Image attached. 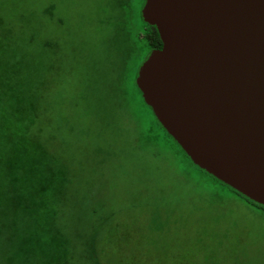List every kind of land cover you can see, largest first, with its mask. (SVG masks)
<instances>
[{"label": "rangeland", "instance_id": "374dc122", "mask_svg": "<svg viewBox=\"0 0 264 264\" xmlns=\"http://www.w3.org/2000/svg\"><path fill=\"white\" fill-rule=\"evenodd\" d=\"M118 2L0 0V264H264V211L112 103Z\"/></svg>", "mask_w": 264, "mask_h": 264}, {"label": "water", "instance_id": "95a60500", "mask_svg": "<svg viewBox=\"0 0 264 264\" xmlns=\"http://www.w3.org/2000/svg\"><path fill=\"white\" fill-rule=\"evenodd\" d=\"M135 84L200 169L264 207V0H145Z\"/></svg>", "mask_w": 264, "mask_h": 264}, {"label": "trees", "instance_id": "16d2710c", "mask_svg": "<svg viewBox=\"0 0 264 264\" xmlns=\"http://www.w3.org/2000/svg\"><path fill=\"white\" fill-rule=\"evenodd\" d=\"M144 1L145 0H119L116 7V30L118 33L117 35L120 37V42L116 46L118 60L115 73L113 78H111L112 103L123 106L130 118H134L138 121V124L143 123L142 120L148 118V121L152 123V128L148 130L143 129L146 137L166 142L171 148L173 144L175 146V152L185 157L194 168L206 174L221 186L227 188L230 193L239 198V200L245 201L247 204L253 205L264 211L263 206L249 200L193 164L181 147L157 121L151 108L145 104L135 84V78L138 68L142 63L141 61L147 57L152 48H160L162 43L156 28L145 23L142 19L141 9ZM227 198H230V195H228ZM99 247L98 240V242L96 241L95 244H92V252L93 255L95 253L96 264H104L102 261L103 257L100 256L97 251Z\"/></svg>", "mask_w": 264, "mask_h": 264}, {"label": "flooded vegetation", "instance_id": "af4514ba", "mask_svg": "<svg viewBox=\"0 0 264 264\" xmlns=\"http://www.w3.org/2000/svg\"><path fill=\"white\" fill-rule=\"evenodd\" d=\"M153 49H158V48H152L151 50H153Z\"/></svg>", "mask_w": 264, "mask_h": 264}]
</instances>
